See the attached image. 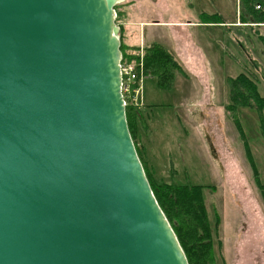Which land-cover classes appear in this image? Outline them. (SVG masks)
Returning <instances> with one entry per match:
<instances>
[{"label":"water","instance_id":"obj_1","mask_svg":"<svg viewBox=\"0 0 264 264\" xmlns=\"http://www.w3.org/2000/svg\"><path fill=\"white\" fill-rule=\"evenodd\" d=\"M122 1L0 0V264H189L129 131Z\"/></svg>","mask_w":264,"mask_h":264},{"label":"rangeland","instance_id":"obj_2","mask_svg":"<svg viewBox=\"0 0 264 264\" xmlns=\"http://www.w3.org/2000/svg\"><path fill=\"white\" fill-rule=\"evenodd\" d=\"M119 6L126 7L130 22L167 23L162 28L150 27L149 42H161L169 52H176L188 68L185 71L182 67L179 72L182 75H178L174 86V93L189 96L182 103V96L173 99V93L171 97L158 89L154 80L144 82L146 108L141 110L144 122L138 123L135 142L150 180L158 186L203 187V201L213 233L209 264H264V202L235 126L241 125L264 184L260 116L249 109L234 113L227 108L231 104L227 79L241 74L244 65L258 79L259 91L264 96V50L258 40V35L264 36V25L255 28L240 24L233 28L208 25L189 29L185 26L190 21L200 23L201 12H220L226 22H238L240 0H123ZM121 24V20L116 23L119 31ZM146 28H142L144 35ZM128 30L130 36L119 32L120 42L125 39L128 52L138 54L140 28L133 26ZM189 37L199 53L192 49L189 55L186 45H191ZM189 105L193 108H188ZM147 106L158 107H150V113ZM206 106L208 111L203 109Z\"/></svg>","mask_w":264,"mask_h":264},{"label":"trees","instance_id":"obj_3","mask_svg":"<svg viewBox=\"0 0 264 264\" xmlns=\"http://www.w3.org/2000/svg\"><path fill=\"white\" fill-rule=\"evenodd\" d=\"M240 9V24L242 26L255 28L256 25H264V0H240ZM115 11L117 14L116 23L125 18L123 6L120 7L117 5ZM200 18V24H223V20L218 14H202ZM120 33H124L123 27H121ZM258 40L264 50V36L258 35ZM128 48L129 45L125 43L124 39V43L122 41L120 47L123 54V62H133L137 58V54L129 53ZM144 62L147 76H149L150 80L155 81L158 89L168 92L173 91L178 75H182L179 74L182 66L176 56L165 49L162 44L153 42L145 48ZM252 66L255 67L253 63ZM227 83L231 101V104L227 108L234 113L243 109L258 112L260 116V129L264 137V132H262V126L264 127V96L259 91L258 79L244 65L243 72L234 78H228ZM126 119L132 140L154 196L170 226L174 230L189 264H195L197 261L203 264L211 263L213 255V233L203 201V187L164 184L158 186L153 183L149 178L135 142V134L139 126L138 123L142 125V121L144 122L142 113L141 111L127 107ZM236 122L237 120L234 121V123ZM235 126L245 146L246 158L252 170L254 183L264 200V184L262 183L257 164L254 161L250 143L245 139L246 135L241 129V125L236 123Z\"/></svg>","mask_w":264,"mask_h":264},{"label":"built area","instance_id":"obj_4","mask_svg":"<svg viewBox=\"0 0 264 264\" xmlns=\"http://www.w3.org/2000/svg\"><path fill=\"white\" fill-rule=\"evenodd\" d=\"M120 69L124 104L132 109H141L144 106V82L147 78L143 47L133 62L121 63Z\"/></svg>","mask_w":264,"mask_h":264},{"label":"crops","instance_id":"obj_5","mask_svg":"<svg viewBox=\"0 0 264 264\" xmlns=\"http://www.w3.org/2000/svg\"><path fill=\"white\" fill-rule=\"evenodd\" d=\"M126 8V7H125ZM125 8H124V10H125ZM125 13V18L123 19V20H121V22H122V24H121V26L123 27V31H124V33L126 34V32L128 33V35L130 36V31L128 30V27L130 28V27H133V26H139V28H140V36H139V46L141 45V44H147V45H149V44H151V42H157V43H160V44H162L161 42H159V41H157V40H155V41H150L149 42V31L148 30H150V27H158V28H162L164 25H162V24H167V23H163V22H158V21H155V22H142V21H140V22H136V21H132V22H130V20H129V18L127 17V15H126V11L124 12ZM202 14H207V15H215V14H218V15H220V17L222 18L223 16L220 14V12H214L213 14H209V13H205V12H201L200 13V17H201V15ZM222 22H223V24H200L199 22H193V21H190L189 22V24H186L185 26L186 27H188L187 29H189V28H191V27H197V26H208V25H211V26H220V27H234V25H238V24H240V21H238V22H226L223 18H222ZM201 22V21H200ZM229 24V25H228ZM230 24H232V25H230ZM144 26H146L147 28H146V31H145V35H146V37H147V39H146V43H144V40H145V35H144V31L142 32V28H144ZM181 26V25H180ZM240 26L241 27H244V26H242L241 24H240ZM148 32V33H147ZM188 32V31H187ZM178 33V32H177ZM189 33V32H188ZM124 34V35H125ZM144 37V38H143ZM190 38V37H189ZM190 41H191V45H193V46H191V45H189V44H186L187 45V50H188V53H189V55H191L192 54V49H194L195 51H193V52H198L199 53V51L197 50V49H199L197 46H196V43L193 41V39H191L190 38ZM126 43H127V41H126ZM128 44V43H127ZM145 46V45H144ZM171 48H172V51L174 52V48L172 47V46H170ZM194 47V48H193ZM172 53V52H171ZM173 55L174 56H176V58L180 61V64H181V66L184 68V70L186 71V69L185 68H187L186 66H184V64H183V62L179 59V56H178V54L176 53V52H174L173 53ZM188 69V68H187ZM187 73V72H186ZM188 74V73H187ZM186 78H188V76H186ZM176 83H177V81L175 82V84H174V86H176ZM174 91H175V89H173V91H171V92H168V91H166V92H168L170 95H171V97H172V93H173V96H174V98L173 99H177L178 97L177 96H182L183 97V99L182 100H180V103H182L183 102V100L185 99V100H188L189 99V96H188V94H185V93H182V94H179V92H177V93H174ZM176 102H177V100H176ZM177 109H178V105L177 104H175L174 105ZM147 107H158V106H147ZM192 106L191 105H189L188 106V108H191ZM149 108H147L146 109V111H148V112H150L151 113V111H152V109L150 108V110H149ZM193 108V107H192ZM208 108H209V106H206L205 108H203L204 110H207L208 111ZM202 109V110H203ZM213 112H211V113H209V115L210 114H212ZM197 122V121H196ZM144 151H145V149H144ZM261 194V193H260ZM261 197H262V195H261ZM262 199H263V197H262ZM263 202H264V200H263ZM248 230H251L250 228H248ZM250 242V241H249Z\"/></svg>","mask_w":264,"mask_h":264}]
</instances>
